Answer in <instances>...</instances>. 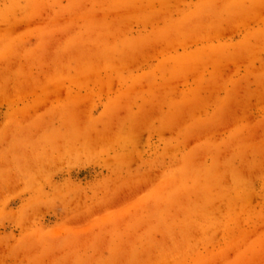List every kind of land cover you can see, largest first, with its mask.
<instances>
[{"label":"rangeland","instance_id":"1","mask_svg":"<svg viewBox=\"0 0 264 264\" xmlns=\"http://www.w3.org/2000/svg\"><path fill=\"white\" fill-rule=\"evenodd\" d=\"M0 264H264V0H0Z\"/></svg>","mask_w":264,"mask_h":264}]
</instances>
